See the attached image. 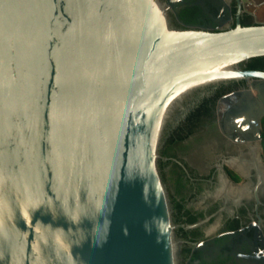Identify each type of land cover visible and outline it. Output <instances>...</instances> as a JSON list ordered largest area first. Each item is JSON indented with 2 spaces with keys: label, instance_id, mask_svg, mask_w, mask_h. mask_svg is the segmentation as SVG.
<instances>
[{
  "label": "water",
  "instance_id": "water-1",
  "mask_svg": "<svg viewBox=\"0 0 264 264\" xmlns=\"http://www.w3.org/2000/svg\"><path fill=\"white\" fill-rule=\"evenodd\" d=\"M236 2L213 32L162 0H0V264H180L165 132L207 87L264 84L241 68L264 57V0L252 26Z\"/></svg>",
  "mask_w": 264,
  "mask_h": 264
},
{
  "label": "flooded vegetation",
  "instance_id": "flooded-vegetation-1",
  "mask_svg": "<svg viewBox=\"0 0 264 264\" xmlns=\"http://www.w3.org/2000/svg\"><path fill=\"white\" fill-rule=\"evenodd\" d=\"M162 2L175 29L217 32L235 26L236 0ZM240 2L242 26L262 23L252 10L255 0ZM191 101L165 137L159 164L180 264H264V113L259 127L242 125L249 110L264 109V84L222 83ZM199 104L204 106L199 125L180 126Z\"/></svg>",
  "mask_w": 264,
  "mask_h": 264
},
{
  "label": "trees",
  "instance_id": "trees-1",
  "mask_svg": "<svg viewBox=\"0 0 264 264\" xmlns=\"http://www.w3.org/2000/svg\"><path fill=\"white\" fill-rule=\"evenodd\" d=\"M244 65H246L247 69L264 72V57L251 59L244 63ZM203 111L204 106H202L201 104L197 105L190 110L185 120L180 123V126L190 129L197 127L200 123Z\"/></svg>",
  "mask_w": 264,
  "mask_h": 264
},
{
  "label": "rangeland",
  "instance_id": "rangeland-1",
  "mask_svg": "<svg viewBox=\"0 0 264 264\" xmlns=\"http://www.w3.org/2000/svg\"><path fill=\"white\" fill-rule=\"evenodd\" d=\"M175 124H176V123H173V124H172V125L166 130L163 141L165 140V137L167 136V134H168L169 130L171 129V127H173ZM164 182H165V181H164ZM165 184H166V182H165ZM166 186H167V185H166Z\"/></svg>",
  "mask_w": 264,
  "mask_h": 264
},
{
  "label": "bare ground",
  "instance_id": "bare-ground-1",
  "mask_svg": "<svg viewBox=\"0 0 264 264\" xmlns=\"http://www.w3.org/2000/svg\"><path fill=\"white\" fill-rule=\"evenodd\" d=\"M243 117V116H242ZM244 118V117H243Z\"/></svg>",
  "mask_w": 264,
  "mask_h": 264
}]
</instances>
